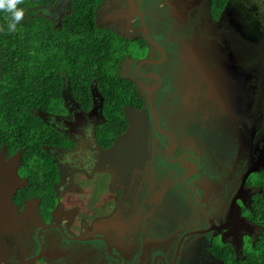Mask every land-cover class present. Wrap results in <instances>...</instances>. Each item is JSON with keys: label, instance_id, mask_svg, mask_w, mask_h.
Instances as JSON below:
<instances>
[{"label": "flooded vegetation", "instance_id": "obj_1", "mask_svg": "<svg viewBox=\"0 0 264 264\" xmlns=\"http://www.w3.org/2000/svg\"><path fill=\"white\" fill-rule=\"evenodd\" d=\"M214 1H100L98 26L140 51L118 50L117 71L143 104L125 109L128 127L108 147L98 92L89 111L64 96L63 111L39 112L63 136L43 146L55 162L48 176L0 131V165L27 181L13 196L18 226L4 235L0 264H195L200 254L199 264H222L216 248L243 258L259 239L264 77L244 12L264 0H240L230 24L234 0L219 13ZM31 175L41 192H21Z\"/></svg>", "mask_w": 264, "mask_h": 264}, {"label": "trees", "instance_id": "obj_2", "mask_svg": "<svg viewBox=\"0 0 264 264\" xmlns=\"http://www.w3.org/2000/svg\"><path fill=\"white\" fill-rule=\"evenodd\" d=\"M58 1L19 0L24 16L14 30L8 27L11 14L0 9V131L6 136L3 130H9V139L24 150L25 161L33 160L36 172L45 176L55 162L43 146L63 136L38 114L63 111L65 89L86 111L93 107L95 92L102 96L105 121L98 137L107 147L128 127L125 109L143 104L134 82L117 71L118 38L97 24L101 0H71L69 11L56 22L48 11ZM228 1L215 0V12ZM255 3L260 8L253 11L262 18L264 2ZM33 176L21 192L33 187L42 191L44 184ZM256 217L264 226V195ZM214 251L222 264H264V231L245 248L243 258L230 248Z\"/></svg>", "mask_w": 264, "mask_h": 264}, {"label": "rangeland", "instance_id": "obj_3", "mask_svg": "<svg viewBox=\"0 0 264 264\" xmlns=\"http://www.w3.org/2000/svg\"><path fill=\"white\" fill-rule=\"evenodd\" d=\"M70 2L71 0H59L58 5L55 8H52L48 11V14L56 21L59 22L60 19L62 18V16L67 13L69 11L70 8ZM67 3V5H66ZM240 0H234L233 3L229 4V7H227L226 9V13H224L223 15L226 16L227 18V23L230 24V19L232 18V16L230 14H234V12H237L238 8H239V4ZM242 5V4H241ZM244 14L246 15L247 18V22H245V24L247 25H251L252 29H255V31L253 33H251V31H248V29L245 30V32L247 34H251L254 38L255 41H253V43H255L256 45V49H257V53H256V58L254 59L258 65H259V75L261 77H264V65L262 64V62L260 61L262 58H264V18L260 19L257 17L255 12H244ZM239 23V19H236L235 24ZM123 41L122 40H118L116 42V46L117 49L120 50V52L122 54H127V52H129L131 55L134 54H138L140 51L139 50H135L134 44H128V43H124L122 44ZM124 46V47H123ZM130 48L129 51H127ZM264 81V80H263ZM64 96L66 97V100L68 101V103L70 105L72 102V97H71V93L69 91V89H65L64 92ZM101 106L102 104L100 102H98L97 106L95 107V112H100L101 111ZM72 112H73V117L78 116L79 117V111L75 109V107L72 106ZM80 118V117H79ZM133 121L134 123H139L140 122V118L138 115L134 114L133 115ZM201 255V254H200ZM200 255L198 256V258L193 259L192 262H194L195 264H199V260H200ZM220 264V262H218L217 260L213 259V258H205L204 260L201 261V264Z\"/></svg>", "mask_w": 264, "mask_h": 264}, {"label": "water", "instance_id": "obj_4", "mask_svg": "<svg viewBox=\"0 0 264 264\" xmlns=\"http://www.w3.org/2000/svg\"><path fill=\"white\" fill-rule=\"evenodd\" d=\"M96 96V92L94 93ZM99 96V94H98ZM0 177L2 184L0 185V257L5 249L4 235L11 233L18 226L16 217V205L13 196L20 187L27 184L26 180L19 177L17 169L12 163L0 165ZM237 251L241 249V242H235Z\"/></svg>", "mask_w": 264, "mask_h": 264}, {"label": "clouds", "instance_id": "obj_5", "mask_svg": "<svg viewBox=\"0 0 264 264\" xmlns=\"http://www.w3.org/2000/svg\"><path fill=\"white\" fill-rule=\"evenodd\" d=\"M18 3L19 0H0V9H3L11 14L12 20L8 25L10 30H14L17 23L21 21L24 16V11L18 7Z\"/></svg>", "mask_w": 264, "mask_h": 264}]
</instances>
